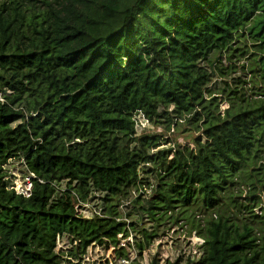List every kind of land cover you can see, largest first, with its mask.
<instances>
[{
  "label": "trees",
  "instance_id": "1",
  "mask_svg": "<svg viewBox=\"0 0 264 264\" xmlns=\"http://www.w3.org/2000/svg\"><path fill=\"white\" fill-rule=\"evenodd\" d=\"M240 39H251L264 81V0H0V264H66L93 242H115L120 203L145 173L156 185L128 215L154 224L147 239L186 216L205 243L184 264H264V183L256 193L245 182L247 205L234 190L260 152L264 99L212 83L237 68L221 66L223 55L248 53ZM139 110L169 129L185 117L200 134L158 149L172 140L138 134ZM15 158L36 175L30 196L11 188ZM70 191L102 193L110 217L75 215ZM196 204L204 219L188 211ZM64 235L81 241L68 254L57 251Z\"/></svg>",
  "mask_w": 264,
  "mask_h": 264
},
{
  "label": "rangeland",
  "instance_id": "2",
  "mask_svg": "<svg viewBox=\"0 0 264 264\" xmlns=\"http://www.w3.org/2000/svg\"><path fill=\"white\" fill-rule=\"evenodd\" d=\"M237 42L242 43L239 44V46H245L247 44L248 53H246L244 56L240 54L237 58H229L228 56H226L227 54L223 55L221 66L226 67L235 63L237 65V68L235 69V72L233 74L225 78L219 76L213 78L212 83H217L219 88L222 85H225V83H222V80H228L231 83L232 88L239 86L240 90L241 88L245 89L244 93L246 94L247 99H249V102L264 99V95H262L264 93V81L261 78L259 72H257L260 67V62H256L257 56H252V53L254 51L251 46V39H248L247 41L245 39H240L234 44H236ZM214 57L215 56H213L212 58ZM242 65H245V67L242 68ZM238 77H241L246 82L239 81L238 79H236ZM216 94L221 96L220 108L222 111H224L230 106V103L227 101L226 96L224 94H221L219 92ZM246 103L247 102H245L244 104ZM137 123L141 127L142 125H144L143 123L146 122L143 117H137ZM142 133L162 134L164 138L169 137L172 140L169 143L162 144L159 149L169 146L168 144L170 143H178V145L181 144L182 146L187 144L193 146V138L200 134V132L191 129V126L188 125L185 117L175 119L170 129L167 128L166 125L155 124L151 122L148 124V127L144 128L143 130H139L138 134ZM259 150L260 152L258 154L256 163H251L240 172L239 183L235 186L234 189L236 195L239 196L238 201L241 202L243 205H247L250 203L249 196L252 194L249 192L250 189L245 184V182H247L248 184L256 183V193H261L260 186L262 183H264V135ZM6 170L9 174L8 179L10 180V185H13L16 189L19 190L21 188H26L27 186H29L25 179L27 173L25 172L23 164L19 158L10 160L9 163L6 165ZM153 176L154 175L150 173H145L143 175V177L145 178L144 180L147 183L155 182V178ZM27 177L28 176H26V178ZM258 179H260L261 181L259 182ZM226 199L228 202L229 199ZM231 202L232 201L230 200L229 204ZM259 210L260 209L258 207L255 208V212H258ZM188 211L190 213L195 212V216L198 220L204 219L205 217V214L201 212L200 208L198 207V204L191 207V209H189ZM223 211H225V209H223ZM227 211L233 216L235 213H238L240 217H247L249 215L245 208H242L240 211L238 207L228 208L227 206ZM260 213L261 211H259L258 214ZM131 218L140 224L139 227L135 226V230L137 231L138 235L145 233L147 230H152L154 224L148 219L143 218L142 215L140 216L133 214ZM191 223V219H188L186 216H184V221H181L177 225H168L166 227L160 228V232H162L163 234L160 233L159 236L155 237V239L152 240L149 245L143 244V255L141 258L137 259L135 263L150 264V261H152V259L157 255L159 256L158 259L159 261H161V264H172L179 257L183 258L181 260L183 264L187 261V258L189 256L192 258V260H196L202 252L200 246L204 244V240L197 235L195 230L192 231ZM256 227L260 228L262 226L256 223ZM138 241H141V236ZM71 243H73V240L71 238H68V240H66L65 238L61 239V244L63 247L72 246ZM103 252L104 255H106L107 249L105 248ZM136 252L138 253L137 248ZM66 264L71 263L66 262Z\"/></svg>",
  "mask_w": 264,
  "mask_h": 264
},
{
  "label": "built area",
  "instance_id": "3",
  "mask_svg": "<svg viewBox=\"0 0 264 264\" xmlns=\"http://www.w3.org/2000/svg\"><path fill=\"white\" fill-rule=\"evenodd\" d=\"M0 100L2 102H6V99L3 97L1 93H0ZM137 117H143L146 123H143L144 125L140 127L137 123ZM134 120L136 122V128L138 132L140 129L143 130L144 128L148 127V124L151 123L150 119L141 110L137 111L134 114ZM172 157L173 155H171L169 159H171ZM22 163H23V167L27 169L24 158L22 159ZM146 165H149V163ZM26 176L28 177L26 178ZM26 176L25 179L29 186H27L26 188H21L20 190L16 189L13 185L11 187L14 188L20 194H23L25 196H30L33 187L32 178H35L36 175L33 172L29 171L27 172ZM40 181L44 182L41 179ZM53 184L55 185L57 192L66 189V187L63 185H58L55 183ZM155 185H156V181L153 183L152 182L147 183L143 181L139 184L138 187H134L131 190V193L127 198L122 199L119 206L120 215L116 216L115 218L118 221H124L126 224L124 230L117 234L115 242L107 241V240H105L104 243H99L97 241L93 242L90 245H88L85 251L81 253L77 258L69 257L71 259L70 263L71 264H134L137 259L141 258L143 255V251H142V255H139L138 243L142 244V246L143 244L149 245L152 242V240L147 239L146 232L140 235L137 234V231L135 230V226L139 227L140 224L137 221H134L131 218V216L128 215V210L130 209V207H132L133 200L136 199L138 196L142 195L143 197H149L152 194ZM103 196L104 195L102 193L96 192L94 197L82 199L77 192L70 191V201H71L70 206L73 212L75 213V215L82 217L84 219L93 218L96 216L102 218L110 217L104 208ZM140 236H141V241L143 243L141 241H138ZM61 239L63 238L59 237L58 239V251L63 249L68 253L69 249L72 246L63 247L61 244ZM65 239L68 240V237H65ZM80 242H81L80 240H74L73 244L77 245ZM105 248L107 249L106 255H104L103 252ZM136 248L138 249V253L136 252ZM122 249L126 250L127 255L119 253V251ZM159 263L161 264V261H159Z\"/></svg>",
  "mask_w": 264,
  "mask_h": 264
},
{
  "label": "clouds",
  "instance_id": "4",
  "mask_svg": "<svg viewBox=\"0 0 264 264\" xmlns=\"http://www.w3.org/2000/svg\"><path fill=\"white\" fill-rule=\"evenodd\" d=\"M159 147H160V146H159ZM169 158H170V157H169ZM21 162H22V160H21ZM22 164H23V163H22ZM24 169H25V172L27 173V172H28L27 169H26V168H24ZM11 186H12V185H11ZM11 188H12V187H11ZM32 189H33V187H32ZM123 230H124V229H123ZM123 230H122V231H123ZM119 233H120V232H119ZM59 237H62V238L68 237V238H70L69 236H65V235H64V236H58V239H59ZM202 239H203V238H202ZM203 240H204V239H203ZM73 242H74V241H73ZM204 243H205V240H204ZM71 245H72V246H76V245H74L73 243H71ZM202 245H203V244H202ZM202 245H201V246H202ZM201 246H200V247H201ZM71 248H72V247H71ZM71 248H70V249H71ZM70 249H69V250H70ZM57 251H58V242H57ZM60 251H62V250H60ZM60 251H58V252H60ZM63 251L65 252V254H68L65 250H63ZM125 251H126V250H125ZM68 252H69V251H68ZM79 255H80V254H79ZM79 255H78V256H79ZM70 257H71V256H70ZM72 258H73V257H72ZM70 261H71V259L69 258L68 262H70Z\"/></svg>",
  "mask_w": 264,
  "mask_h": 264
}]
</instances>
